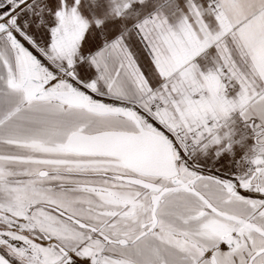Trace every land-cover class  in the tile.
I'll return each mask as SVG.
<instances>
[{
	"label": "snow or ice",
	"instance_id": "obj_1",
	"mask_svg": "<svg viewBox=\"0 0 264 264\" xmlns=\"http://www.w3.org/2000/svg\"><path fill=\"white\" fill-rule=\"evenodd\" d=\"M0 264H264V0H0Z\"/></svg>",
	"mask_w": 264,
	"mask_h": 264
}]
</instances>
